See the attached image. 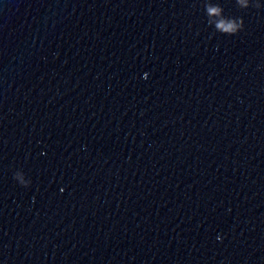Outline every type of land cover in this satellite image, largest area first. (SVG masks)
I'll use <instances>...</instances> for the list:
<instances>
[{
  "label": "water",
  "instance_id": "water-1",
  "mask_svg": "<svg viewBox=\"0 0 264 264\" xmlns=\"http://www.w3.org/2000/svg\"><path fill=\"white\" fill-rule=\"evenodd\" d=\"M0 264H264V0H0Z\"/></svg>",
  "mask_w": 264,
  "mask_h": 264
}]
</instances>
